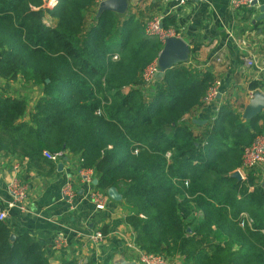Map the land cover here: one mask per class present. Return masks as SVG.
I'll list each match as a JSON object with an SVG mask.
<instances>
[{"label":"trees","instance_id":"1","mask_svg":"<svg viewBox=\"0 0 264 264\" xmlns=\"http://www.w3.org/2000/svg\"><path fill=\"white\" fill-rule=\"evenodd\" d=\"M99 3L0 0V74L42 86L29 122L25 100L0 95V149L31 164L44 151L80 154L100 189L122 194L140 250L185 264H264V183L251 171L233 176L264 133V113L246 121L224 102L214 120L195 123L212 74L180 64L147 89L144 70L164 41L131 7L98 15ZM175 23L164 15L165 28ZM11 235L0 220V264H79L52 263L32 235Z\"/></svg>","mask_w":264,"mask_h":264},{"label":"crops","instance_id":"2","mask_svg":"<svg viewBox=\"0 0 264 264\" xmlns=\"http://www.w3.org/2000/svg\"><path fill=\"white\" fill-rule=\"evenodd\" d=\"M130 7L145 24L156 14L175 15L176 23L168 29L192 48L198 45L197 51L191 52L187 65L203 73L209 71L214 78L213 84L220 81L216 98L210 103L204 102L194 113V122H205L195 123L202 125L214 120L224 102L232 104L238 113L237 96L245 109L255 91L264 93V80L259 74L264 64V19L256 20L257 14L252 9L235 10L230 0H189L182 6H177L176 0H131ZM45 21L55 22L49 15L45 16ZM247 58H253L254 63L248 65ZM254 81L260 86L253 90L250 84ZM41 94L42 86L26 81L21 74L13 78L0 74V95L27 103L21 121H31ZM258 124L264 126V119L258 120ZM45 159L31 164L26 158L0 149V204L8 213L7 223L12 234L32 235L46 249L52 263L76 259L79 264L88 261L113 264L124 258L140 264L137 249L131 247L135 243L126 221L129 211L122 199L113 200L109 189L104 191L98 187L100 172L96 168H83L82 156L66 150L57 160ZM250 171L264 183V163ZM15 174L26 187L25 211L8 207L11 201L8 184ZM66 183H71L75 190L72 204L62 195ZM97 192L106 198L104 208L96 207L93 194ZM97 231L104 235L98 242L91 239ZM58 232H62L65 239L61 248L54 245ZM171 260L175 264H185L181 256Z\"/></svg>","mask_w":264,"mask_h":264},{"label":"built area","instance_id":"3","mask_svg":"<svg viewBox=\"0 0 264 264\" xmlns=\"http://www.w3.org/2000/svg\"><path fill=\"white\" fill-rule=\"evenodd\" d=\"M102 0H99V2ZM189 0H176L177 6L184 5ZM255 0H230V4L233 9L237 10L240 8H253L252 3ZM163 14H156L152 16L145 25V32L149 36H157L162 41L169 36H175L171 29L165 28L163 26ZM117 55H114V59H117ZM248 65L254 63V59H245ZM159 71L157 59L149 64L143 73L144 81L149 84L152 81H155L157 78V73ZM259 74L264 80V64L259 68ZM220 81L215 82L208 89L207 96L204 99V102L210 103L213 101L216 96L219 94ZM65 150H60L57 152L44 151V157L50 160H57L64 155ZM264 163V133L259 134L255 137L253 142L248 145L243 154L242 166L239 170L241 173L242 179L245 178L247 171L252 170L256 166ZM84 178L87 181H91L88 175H84ZM8 190L11 195V201L8 203V207H17L18 209L25 211L26 210V200H27V191L25 185L22 183L18 174L13 175L11 181L8 184ZM63 198L69 203L72 204L75 197V190L71 183H66L62 188ZM93 199L96 203L97 208L105 207V197H102L101 193L97 192L93 194ZM8 213L5 209L0 206V220L7 221ZM104 237L101 231H97L91 236V239L98 242ZM54 245L58 248H61L65 245L64 234L58 232L54 239ZM137 249L138 252V261L140 264H175L172 260L162 254L150 253L143 250H140L135 244L131 245Z\"/></svg>","mask_w":264,"mask_h":264},{"label":"water","instance_id":"4","mask_svg":"<svg viewBox=\"0 0 264 264\" xmlns=\"http://www.w3.org/2000/svg\"><path fill=\"white\" fill-rule=\"evenodd\" d=\"M131 5V0H102L99 3L98 15L104 11H112L119 14L126 13ZM253 12L257 14L256 20L264 19V0H255L253 3ZM192 47L184 39L176 36H169L165 39L163 47L157 58L159 71L157 77L164 75L165 71L173 68L176 65L187 64L190 61V54ZM49 82V79L46 80ZM264 111V93L257 90L253 93L249 103L246 105L242 117L245 120L256 118ZM197 123H204L205 121H195ZM233 176L242 179L241 173L237 169ZM97 182V180H96ZM109 196L116 201L122 199V194L116 187H110L108 190ZM15 235H11V239H15ZM113 264H137L136 261H129L127 259H118Z\"/></svg>","mask_w":264,"mask_h":264},{"label":"rangeland","instance_id":"5","mask_svg":"<svg viewBox=\"0 0 264 264\" xmlns=\"http://www.w3.org/2000/svg\"><path fill=\"white\" fill-rule=\"evenodd\" d=\"M154 83H155V81H152L151 83H149V84H147L146 86L148 87L147 89H149V88H153V85H154ZM243 89V88H242ZM238 94H236V96H237ZM235 97V96H234ZM237 100L239 101V103H238V113H240L241 115H242V112H243V110H244V103H241L240 101V99H239V96H237ZM235 106H236V104H234ZM234 173V172H233ZM171 259V258H170Z\"/></svg>","mask_w":264,"mask_h":264}]
</instances>
